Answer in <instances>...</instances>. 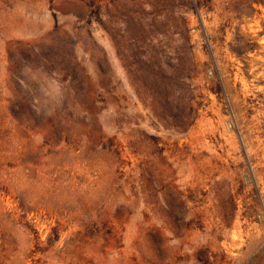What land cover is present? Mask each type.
I'll return each mask as SVG.
<instances>
[{"label": "rangeland", "instance_id": "374dc122", "mask_svg": "<svg viewBox=\"0 0 264 264\" xmlns=\"http://www.w3.org/2000/svg\"><path fill=\"white\" fill-rule=\"evenodd\" d=\"M0 264H264V0H0Z\"/></svg>", "mask_w": 264, "mask_h": 264}]
</instances>
